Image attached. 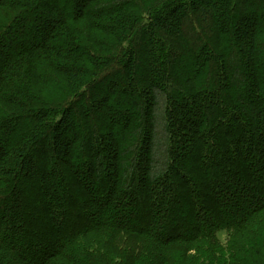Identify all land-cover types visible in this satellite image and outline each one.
I'll use <instances>...</instances> for the list:
<instances>
[{
	"label": "trees",
	"instance_id": "obj_1",
	"mask_svg": "<svg viewBox=\"0 0 264 264\" xmlns=\"http://www.w3.org/2000/svg\"><path fill=\"white\" fill-rule=\"evenodd\" d=\"M0 264H264V0H0Z\"/></svg>",
	"mask_w": 264,
	"mask_h": 264
},
{
	"label": "rangeland",
	"instance_id": "obj_2",
	"mask_svg": "<svg viewBox=\"0 0 264 264\" xmlns=\"http://www.w3.org/2000/svg\"><path fill=\"white\" fill-rule=\"evenodd\" d=\"M141 104H129L128 106H124L127 107V109L131 110V106H133V109H136L138 111L139 114H141L140 112L142 111L141 109ZM121 105H117V103L113 104V106H111V112L115 113L117 112L118 107H120ZM123 107V105L121 106ZM116 114V113H115ZM156 135H155V149L154 151L156 152V149H158V155L162 156L163 153L165 152V148L167 145V135H166V127H165V123H166V117H165V103L163 102V100H160V103L158 105L157 111H156ZM122 123V119H120L119 121L115 122V125L119 126V124ZM12 142H13V137L11 138ZM131 159V151H127L124 156H123V160L124 163H128V161ZM218 237L222 240L225 238V231H220L218 233Z\"/></svg>",
	"mask_w": 264,
	"mask_h": 264
}]
</instances>
